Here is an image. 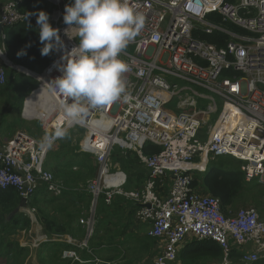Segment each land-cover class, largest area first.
<instances>
[{"label":"built area","instance_id":"built-area-1","mask_svg":"<svg viewBox=\"0 0 264 264\" xmlns=\"http://www.w3.org/2000/svg\"><path fill=\"white\" fill-rule=\"evenodd\" d=\"M29 1L0 0V26L21 23ZM44 1L51 7L45 11L49 23L59 30L64 47L53 51V60L42 72L18 70L20 65L7 57L1 34L0 84L9 71L12 77H31V72L41 78L31 77L39 86L30 93L42 89L48 98L37 104L46 114L40 119L41 136L19 132L0 148V191L14 188L26 202L40 189L60 197L65 187L44 168L60 138L47 145L41 141L57 126L67 131L77 126L85 131L77 152L92 154L97 165L96 176L87 182L93 195L90 215L79 219L87 237L93 231L97 197L102 194L109 203L119 194L139 204L133 217L149 224L148 236L161 244L151 264L174 263L192 241H211L221 249V258L210 264H233L234 246L241 249V263L264 258V219L253 207L223 213L218 198L190 188L191 173L206 174L222 157L238 161L245 182L264 186V0H128L145 23L120 57L129 66L123 76L127 99L90 109L82 124L65 117L63 105L72 101L52 83L62 75L61 56L79 43L65 34L63 22L65 6L72 0ZM210 14L220 15L236 29L210 20ZM28 18L38 30L35 15ZM215 30L227 38L225 45L197 37L198 31ZM24 109L25 103L22 115ZM146 143L161 150L143 155ZM116 149L136 153L148 170L141 188L123 194L126 175L112 160ZM187 165H193V171L186 172ZM162 179L170 181L165 197L155 192L157 185L164 187L158 183ZM42 236V242L50 240ZM250 244L254 248L244 251ZM79 247L88 248L86 242ZM63 258L77 259L67 253Z\"/></svg>","mask_w":264,"mask_h":264},{"label":"trees","instance_id":"trees-1","mask_svg":"<svg viewBox=\"0 0 264 264\" xmlns=\"http://www.w3.org/2000/svg\"><path fill=\"white\" fill-rule=\"evenodd\" d=\"M32 1L33 0L29 2ZM50 8L51 7L44 0H41L32 8L28 6L25 12L32 13L39 10L49 11ZM208 17L210 20H214L222 26L236 29L231 23L223 21L220 15L210 14ZM4 28L3 34L6 54L15 64L35 72H42L53 60L55 55L53 51L47 56L41 55L40 48L42 45L39 42L38 30L33 25L31 19L27 18L19 24ZM197 37L208 43L216 44L218 47L225 45L227 42V38L217 30L213 31L211 34H204L198 31ZM21 50L26 52V54L18 55ZM11 75V71L10 75L8 72V78L5 83L0 86V98L4 97L0 101V128L2 127V119L6 112L14 108L15 104L18 105V110H21L23 98L37 86L35 80L31 77L22 76L13 78ZM6 98L11 102L9 106L3 103V100ZM74 128L80 129V127L77 126ZM74 128L67 131V136L57 140L58 145L56 149L50 151L51 153L46 157V164L54 170L55 173L53 172V174L55 179L65 187L63 194L59 198L50 196L51 199L43 200L45 195L43 196V194L39 193V190H37V193L27 201L26 206L29 208H36L38 215H42V219L39 217V221L42 225L44 224L45 227L43 226L41 235L46 236L48 239L51 237H57L56 239H59L63 238L64 234L70 232L72 236L78 240L79 243L66 242L64 249H74V252L79 255L77 256L78 259L63 258L62 252L64 250H62L61 262L63 264H125L124 259H127L128 249L124 247L129 244L125 242V240H137L140 236L136 234V230L141 227L147 232L149 224L147 225V223H141L140 221L135 224L133 221H130L132 213L140 207L138 203L119 194L114 195L108 203L105 201L104 195L100 194L96 199L93 212L94 227L92 235L88 238L86 227L82 224H80L82 226L77 225L76 220L78 216L85 214L87 209H91L93 195L87 190V182L96 176L97 168L96 166H90L92 157L94 158L92 154L81 153L79 157H82V159H78L76 162L70 157L72 149L69 146L72 144L71 132ZM160 150V146L146 143L142 148V154L152 156ZM61 157L67 158L61 160ZM112 160L118 163L120 168L122 167L123 169L127 167L143 166L138 155L127 150L123 151L116 149L113 153ZM134 162H137V164L134 165ZM89 166L90 169L87 171ZM83 169H85V172H83ZM199 175H192L193 180L190 182V188L200 189L218 198L221 202L223 213H231L237 210L235 206L250 194L252 197L257 198L255 201L254 199L252 200V203L257 208L262 209V207L258 206L259 204L264 206V187H260V184L256 183H254V186H249L252 182H245L243 180V174L237 167L225 169L224 162L220 161L211 165V171ZM124 190L129 189L124 187ZM19 200L20 197L14 188L9 187L0 191V214L10 213L11 210L19 204ZM70 204H72V210L68 211L67 205ZM44 205L51 207L47 212L49 214L44 212ZM127 205H130V210L129 215L125 216L122 213V209H125ZM59 214H62L60 215L63 218L62 220H58L60 217L57 215ZM28 219L29 218L23 212H19L9 221H5V224L0 226V230L5 229L4 225L7 226L11 224L12 226L8 230H14L15 227L16 229L19 228V231H28L32 225L31 220L29 221ZM15 230L14 233L8 235L15 234ZM45 232H47L48 235L44 234ZM141 236H143L142 240L146 242L144 244V252L141 253V259L144 255L149 259L154 253L152 247L156 240L148 236L147 233ZM84 241L88 248L79 247ZM102 246L103 251H100L99 248ZM10 248L14 253L13 259L9 260L12 262H16V260L20 259L22 254L26 255L27 249H29L26 246L18 247L16 244L15 247ZM18 248L21 249L19 250ZM21 251L23 252L21 253ZM138 251L139 250H137V252ZM236 253H238L237 248L233 247L231 255L234 256ZM179 254L182 258V264H204L207 259H213L214 261L219 260L222 256V251L211 241H192L181 250ZM47 255H50L48 251H36L35 253L38 262L43 261L45 257H48ZM0 256L2 260L7 261L8 250L5 253L0 251ZM252 264H264V258Z\"/></svg>","mask_w":264,"mask_h":264},{"label":"clouds","instance_id":"clouds-1","mask_svg":"<svg viewBox=\"0 0 264 264\" xmlns=\"http://www.w3.org/2000/svg\"><path fill=\"white\" fill-rule=\"evenodd\" d=\"M42 56L63 49L59 30L49 23V14L43 10L35 13ZM63 22L65 34L77 38L79 43L58 65L61 76L52 80L55 90L71 103L63 105L65 117L82 124L90 109H100L127 99L124 74L128 64L121 53L138 35L145 17L129 5L128 0H72L65 6ZM71 33V35H69ZM2 52V51H0ZM21 50L18 55H25ZM67 136V129L57 126L46 134L42 145ZM125 187V186H124Z\"/></svg>","mask_w":264,"mask_h":264},{"label":"rangeland","instance_id":"rangeland-1","mask_svg":"<svg viewBox=\"0 0 264 264\" xmlns=\"http://www.w3.org/2000/svg\"><path fill=\"white\" fill-rule=\"evenodd\" d=\"M39 1H41V0H35L34 2L32 1V2H30V3H37V2H39ZM44 3V2H43ZM9 75H10V71H9ZM14 75H16V76H18V77H20V75L18 74V73H14ZM12 76V75H11ZM14 78V77H13ZM33 80H35V79H33ZM35 83L37 84V86L36 87H38L39 86V84H38V82L35 80ZM0 86H2V84H0ZM31 93H29L28 95H26L24 98H23V100H22V108H21V110L19 111L18 110V108H17V104H15V106H16V108H15V106H14V108H11V109H9L8 110V112H6V114H5V116H4V118L2 119V127L0 128V139H1V141H3V143H8L10 140H12L14 137H15V135L17 134V133H19V132H22V133H26V134H28V135H32V136H34V137H37V138H39L40 136H41V134H42V130H41V122H40V120L39 119H37V118H26V117H24L23 115H22V110H23V108H24V103L26 102L25 100H26V98H28L29 97V95H30ZM4 97H1L0 98V101L3 99ZM19 100V99H18ZM20 100H21V98H20ZM3 103H5L7 106H9L10 104H11V102L6 98V99H4L3 100ZM8 114V115H7ZM24 118H26V119H24ZM28 119H32V120H28ZM82 128H80V129H78V128H74L73 129V131L71 132V139H72V144L69 146V147H71V149H72V151H71V154H70V157L71 158H73L74 160H75V162L78 160V159H82V157H79L80 156V154L81 153H78L77 152V149H78V144H79V142L81 141V139L84 137V134H85V131H84V129H82ZM69 131V130H68ZM2 133V134H1ZM6 143V144H7ZM5 144V145H6ZM57 145L58 144H55L54 146H53V148L51 149V151L52 150H55L56 149V147H57ZM50 154V152L47 154V156ZM46 156V157H47ZM67 157H68V155H67ZM66 157V158H67ZM66 158H64V157H61V160H65ZM224 162V167H225V169L226 168H232V167H237V166H239V163L237 162V160H235V159H233V158H228V157H226V158H221V159H217V161L216 162H214V163H217V162ZM213 163V164H214ZM135 164H137V162H134V165ZM90 166H96V168H97V165H96V162H95V159L92 157V160H91V162H90ZM90 166L88 167V169H87V171L90 169ZM44 168H46L47 170H49L52 174H53V172H54V170L51 168V167H49V166H47L46 165V159H45V162H44ZM142 169H146L145 168V166H144V164H143V166L141 167ZM86 171V172H87ZM83 172H85V169H83ZM128 172V171H127ZM146 172L148 173V170H146ZM55 173V172H54ZM128 174V173H127ZM192 175H194V174H198L199 175V173H196V172H194V173H191ZM200 176V175H199ZM193 177V176H192ZM163 181L162 182H158L159 184H163V186L164 187H159V185H157V187L155 188V192L158 194V195H160L161 197H164V195L167 193V187L170 185V181L168 180H166V181H164V179H162ZM159 181H161V180H159ZM164 182V183H163ZM143 186V185H142ZM141 186V187H142ZM249 186H254V183H251ZM260 187H264V186H262V185H259ZM140 187V186H139ZM197 190V189H196ZM130 191H134V190H123V194L124 193H128V192H130ZM165 191V192H164ZM199 191H201V192H204V191H202V190H200L199 189ZM254 199V201L255 200H257V198H254V197H252L251 196V194L250 195H248V196H246V198L245 199H243L240 203H238L236 206H235V209H238V208H245V207H253L258 213H259V215H260V217L262 218V219H264V206H262V205H258L259 207H262V209H260V208H257L253 203H252V200ZM96 205V204H95ZM51 207L50 206H48V208H46V210H49ZM67 209H68V211L69 210H72V204H70V205H67ZM94 209H95V207H94ZM94 209H93V211H94ZM22 210V209H21ZM25 210V212L26 213H28V215H29V217L31 218V219H28L29 221L30 220H32V223H33V225L32 226H34V228H36L35 230H36V232H38V236L39 235H41V233H42V229H43V225L41 224V222L39 221L40 219L37 217V209L36 208H29L28 206H27V208H25L24 209ZM89 211H90V209H87V212L85 213V214H82V215H80V216H78V218H77V220H76V222H77V225H80L79 224V219H82V220H84L85 218H87L88 216L87 215H89ZM34 214V215H33ZM46 214H49V213H47L46 212ZM33 215V216H32ZM60 215H62V214H59V215H57V216H59L60 218H58V220H62L63 218H62V216H60ZM41 219H42V215L41 214H39L38 215ZM87 216V217H86ZM50 217V216H49ZM0 218H2V216L0 217ZM2 220V223H1V226H3V224H5V218H2L1 219ZM142 223V222H141ZM148 225V224H147ZM11 224H8L7 226L6 225H4V228L5 229H3L2 231H6V233H5V235L3 234V233H0V251H2V252H6L7 250H8V256H7V261H4V260H2L1 259V256H0V263H6V262H9V260H11V259H13V255H14V253L11 251V248L10 247H15V244H16V237H14V236H11V235H8V234H12V233H14V230L16 229H14V230H8V229H10L11 228ZM80 226H82V225H80ZM79 226V227H80ZM94 227V226H93ZM3 228V227H2ZM148 228H149V225H148ZM148 228H147V230H148ZM84 230V229H83ZM1 231V230H0ZM1 231V232H2ZM85 232V231H84ZM93 232V231H92ZM134 232H135V230H134ZM147 232H146V230L145 229H143V228H141V227H139L137 230H136V234L138 235V236H140L139 238H137V240H125V242H128L129 244L128 245H126L124 248L125 249H128V254H127V259H124V262H125V264H151V262H152V259L154 258V257H156V254L160 251V242L157 240V239H155L156 240V242L153 244V247H152V249L153 250H155L154 251V255L152 256H150L149 257V259L147 258V257H145V255L143 256V258L141 259V253L142 252H144V248H145V246H144V244L146 243V242H144L142 239V237L143 236H141L142 234H146ZM22 235H24V233H21ZM27 234V233H26ZM30 235V234H29ZM91 235H92V233H91ZM90 235V236H91ZM40 237V236H39ZM86 238V237H85ZM89 238V237H88ZM19 239H20V241H22V246H26L27 248H29V249H27V253L31 250V251H33L32 252V254H29L25 259H23L22 260V257L20 258V259H18V260H16V262L17 263H20V262H22L23 261V264H34V263H36V261H35V259H36V257H35V255H34V248L36 249L37 248V246H35V244L33 243V244H30V241H31V236H28V238L26 239V241H24V238H22V237H19ZM66 239V238H65ZM139 239H140V242H139ZM68 240V242L69 241H71V242H73V243H79L78 242V240H76V239H70V238H68L67 239ZM160 240V239H159ZM85 242V241H84ZM83 242V243H84ZM9 247V248H8ZM230 247H233V245H231ZM234 247H236V246H234ZM67 248H68V245H67ZM243 249H244V251H246L247 249H246V246L245 247H243ZM137 250H139L138 252H137ZM64 253H67L69 256H76V258L78 259V257L77 256H79L78 255V253H76V252H74V249H72V248H70V249H67V250H64L63 252H62V255L64 254ZM76 253V254H75ZM34 257H35V259H34ZM260 259H262L261 257H259L258 258V260H260ZM257 260V261H258ZM206 261H208V262H205L204 264H208V263H210V262H212V261H214L213 259H207ZM217 261V260H216ZM150 262V263H149ZM232 262H234V264H242L241 262H240V255H239V253H236V255H234V256H232ZM254 263V262H253ZM107 264H109V263H107ZM172 264H182V258H181V256H180V254L177 256V258H176V261L174 262V263H172ZM244 264V263H243ZM249 264H252V263H249Z\"/></svg>","mask_w":264,"mask_h":264},{"label":"crops","instance_id":"crops-1","mask_svg":"<svg viewBox=\"0 0 264 264\" xmlns=\"http://www.w3.org/2000/svg\"><path fill=\"white\" fill-rule=\"evenodd\" d=\"M2 1H6V0H2ZM25 4H28V2H26ZM35 4L36 3H30L29 4V8H32V7H34L35 6ZM25 8L27 9L28 8V6H25ZM4 27H0V43H1V41H2V37H1V34H3V32H4ZM8 57V56H7ZM9 59V58H8ZM10 60V59H9ZM11 61V60H10ZM14 63V62H13ZM8 112V111H7ZM8 115V114H7ZM2 134V133H1ZM7 143V142H6ZM6 143H3V141H1V139H0V148L1 147H3V146H5V144ZM55 144H57V142L55 143ZM51 153V152H50ZM47 165V164H46ZM122 168V167H121ZM122 171L125 173V175H126V184H125V188L126 189H139V188H141V186L146 182V180H147V172H146V170H144V169H142L141 167H131V168H126V169H123L122 168ZM128 171V172H127ZM128 173V174H127ZM140 186V187H139ZM165 192V191H164ZM37 193V192H36ZM39 193H42L43 194V196L45 195V197H43V200L44 199H51V195H48L47 193H45L42 189H40L39 190ZM165 195H167V193L165 194ZM165 195H164V197H165ZM57 198H59V197H57ZM62 199V198H61ZM48 201V200H47ZM48 202H50V201H48ZM130 203H132V202H130ZM129 203V204H130ZM47 204H50V203H47ZM46 208H48V206L47 205H44V212H48V210H46ZM129 210H130V205H127L126 206V208L124 209H122V213H123V215H129ZM21 212H23L29 219H31L30 217H29V215H28V213H26L25 212V210L24 209H22L21 210ZM20 212V213H21ZM34 215V214H33ZM32 215V216H33ZM2 216V218H5L6 216H7V213H1L0 214V217ZM134 213H132V215H131V218H130V221H133L135 224L137 223V222H139V221H137L134 217ZM37 217L39 218V216H38V214H37ZM45 217V216H44ZM44 217H43V219H44ZM2 218H0V226H1V223H2ZM129 221V222H130ZM31 222H32V220H31ZM76 224V223H75ZM32 225H33V223H32ZM31 225V227H30V229L27 231V230H20L19 231V228L18 229H16L15 230V234H13V235H11V236H14V237H16V246H18V247H22V241H20V239H19V237H22V238H24V241H26V239L28 238V236H31V241H30V244H35V246H37V248L35 249L34 248V255H35V253H36V251H38V252H40V251H48L49 252V254L50 255H47L48 257H45V259L43 260V261H41V262H38L36 259H35V257H34V259H35V261H36V263H34V264H63L62 262H61V252H62V250H64L65 249V243L67 242V243H69V242H71V241H69L68 242V238H70L71 240L73 239H76L75 237H73L72 236V233H70V232H68V233H66V234H64L63 235V238H59V239H56L57 237H51L50 238V241H48V242H44V243H41L42 241H41V239H40V237L39 236H41V237H43L42 235H39L38 236V232H36V228H34V226H32ZM43 226L45 227V225L43 224ZM1 228V227H0ZM14 229H15V227H14ZM3 230V229H2ZM1 230V231H2ZM0 231V233H3L4 235H5V232L6 231H2L1 232ZM21 233H24V235H22ZM27 233V234H26ZM30 234V235H29ZM44 234H47L48 235V233L47 232H45ZM53 236H55V235H53ZM66 238V239H65ZM38 241L39 242V245H37L36 244V242L35 241ZM77 240V239H76ZM27 242V241H26ZM64 243V244H63ZM71 243H73V242H71ZM63 244V245H62ZM155 245V244H154ZM254 247H253V245H249V246H246V249L247 250H251V249H253ZM19 250L21 249V248H18ZM99 250L100 251H103V246L102 247H100L99 248ZM240 250L241 249H238L237 248V251H238V253L240 252ZM17 251V250H16ZM155 251V250H154ZM23 251H21V253H22ZM32 252L33 251H29L26 255L25 254H22V260L23 259H25L29 254H32ZM33 255V254H32ZM25 257V258H24ZM24 261V260H23ZM23 261L22 262H20V263H17V262H12V261H9V262H6V263H0V264H23ZM206 262H208V261H206ZM211 263V262H210ZM210 263H208V264H210ZM253 263V262H252Z\"/></svg>","mask_w":264,"mask_h":264},{"label":"bare ground","instance_id":"bare-ground-1","mask_svg":"<svg viewBox=\"0 0 264 264\" xmlns=\"http://www.w3.org/2000/svg\"><path fill=\"white\" fill-rule=\"evenodd\" d=\"M17 68H18V70L28 74V72L25 69H22L20 67H17ZM30 76L31 77L33 76L37 79L41 78V76H39L37 74H32L31 72H30ZM43 98L46 99V98H48V96L46 95V93L42 89L36 90L33 94H31L26 99L23 116L26 118H37L39 120L41 118L45 119V117H46L45 112L42 109L39 110L37 108L38 101L40 99H43ZM183 168H188L187 170H185L186 172L193 171V169H194L193 165L183 166Z\"/></svg>","mask_w":264,"mask_h":264},{"label":"water","instance_id":"water-1","mask_svg":"<svg viewBox=\"0 0 264 264\" xmlns=\"http://www.w3.org/2000/svg\"><path fill=\"white\" fill-rule=\"evenodd\" d=\"M19 67L26 70V68L23 66H19ZM91 136H93V134H91ZM26 205H27L26 199L20 198L19 204L14 209H12L10 213L7 214V216L5 217V221H9L15 214L21 212V209H24Z\"/></svg>","mask_w":264,"mask_h":264}]
</instances>
